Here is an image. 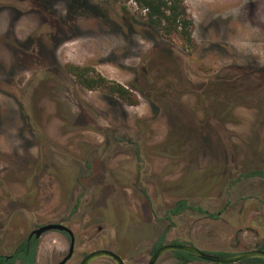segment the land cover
<instances>
[{"label":"rangeland","instance_id":"1","mask_svg":"<svg viewBox=\"0 0 264 264\" xmlns=\"http://www.w3.org/2000/svg\"><path fill=\"white\" fill-rule=\"evenodd\" d=\"M182 1L193 21L192 50L144 24L132 3L0 0V175L9 177L12 206L23 207L12 210L22 222L12 243L20 229L65 215L78 199L86 214L80 208L76 216L90 218L93 236L100 227L125 260L149 252L177 199L217 212L246 198L260 213L253 203L264 202V182L247 179L235 196L230 183L238 176L231 168L264 169V0ZM70 64L139 89L138 105L81 88L65 71ZM216 137L217 157L235 148L239 160L214 162L202 142ZM178 143L174 158L192 154V165L167 157L164 148ZM139 169L152 206L134 186ZM229 208L218 221L226 233L237 217ZM171 222L166 240H215L217 222L198 212ZM252 233H245L249 247ZM53 239H41L40 264L55 257ZM170 262L166 255L158 264Z\"/></svg>","mask_w":264,"mask_h":264},{"label":"flooded vegetation","instance_id":"2","mask_svg":"<svg viewBox=\"0 0 264 264\" xmlns=\"http://www.w3.org/2000/svg\"><path fill=\"white\" fill-rule=\"evenodd\" d=\"M231 72H232V76L238 75L234 69H232ZM213 112L214 110H211L210 114H213ZM212 117H214V114L212 115ZM260 125L262 126L263 124L260 123ZM210 129H213V127ZM112 139L115 142H124L126 140L129 144H131L130 139L129 140L126 138H112ZM211 139L212 138H207V141L202 142V144L205 146L206 151L207 149L211 151L209 155L213 157L212 160L214 162L218 163L222 161V162L233 163L235 162V160H239L238 159L239 155H237L235 148L232 149L231 153L228 154L227 158L224 159L218 158L217 156H219L220 154V151H218V146L220 143L218 144L219 141L217 137L213 140ZM210 140L212 143L208 142ZM139 145L140 143L137 142L134 143V146H137L135 150L137 161L141 160L140 159L141 148L139 147ZM209 145H211L212 148H209L210 147ZM164 149L170 152L169 155H167V157L169 158L171 157L176 161L180 160L182 163H185L188 160L190 165H192L196 160L193 159L192 154L186 155L184 153L183 155L180 153V156L178 158L177 157L174 158L177 149L178 150L180 149L182 151L181 143L171 144L170 146H166ZM205 150L203 149V151ZM205 155L208 154L203 153L202 157H204ZM244 156L245 155H243V159ZM259 160L264 161V155L262 157V160L261 159ZM91 167L92 164H90V162H86V168L90 170ZM102 167L105 168L104 165ZM227 167L228 168L225 169L224 172L232 169V172L237 173L238 175L230 183L231 185L230 188L233 190V196H235L234 190L236 191L239 185L242 184L247 179L258 178L264 182V177L254 174L250 175L254 172H262L264 174V169L252 170L244 173L241 171V173H239V171L236 172V167L235 169L233 168L230 169L228 165ZM220 169L218 170L216 169L215 166H213L211 171L214 175L217 174L220 175L221 173ZM104 171H106V169H104ZM143 177L144 174L141 173V170L139 169L137 171V178L134 186L139 190V193L143 196L147 204L149 206H152L151 195L143 182L142 179ZM109 188L113 189L111 185L109 186ZM112 191L113 190H111V192ZM262 192H263L262 196L264 198V189ZM248 200H252V199H247V201ZM179 201L185 202L184 208H182L180 212L176 215L171 214L170 211L172 210L174 205ZM85 203L86 201L81 202V199H78L76 203L72 207H70V209H68L67 212H65V215H59L57 216V218L46 221L45 223H34L32 224L30 230L25 228L20 229L19 230L20 236L17 235V239L19 238L20 239L12 243V237L14 236L15 238V234L13 232L15 231L16 226L22 225L21 220H19L18 218H12L13 216L12 210L13 209L20 210L23 207L20 204H15L14 205L15 207L12 206V191H11V184L9 177L6 175L4 176L0 175V264H27V258H32V264H40V254L42 253L43 248H45L43 242H41V239L48 235H51L52 237L54 236V239L52 240V244L54 245V248H52V250L54 251V256H55L49 264H69L72 261H74L72 264H81L82 261L88 255H90L95 251H110L116 254L117 256H119L123 264H129V263L148 264V261L153 255V253L165 245H188L196 248L197 250L205 254L213 255L217 257H234L242 253L253 250L264 252V211H263L264 202L253 203L256 204L257 207L260 206L261 209L260 213L254 211L255 209H259V208H251L249 206L246 207V204H248L246 203V198H243L242 200L237 202L234 201L233 203L227 202V205L224 208H222L220 211L213 212L209 210H204L200 206L190 205V203L186 199L183 198L177 199L173 204H171L170 207L166 209L164 216L162 218V220L164 219L165 221L169 222L168 227L161 233V235L157 237L155 241L154 240L152 241L149 252L144 253L141 251L137 255L130 257L129 260L127 259L125 260L120 255V253H117L114 249L106 245V238L104 236L99 235L101 232L100 227H98L97 229L96 238L95 236H93L92 227H91L92 223L90 218H86L84 216H80V217L76 216L77 213H79L80 208L84 213L83 215L86 214L84 209ZM228 205H230L229 209L232 210L237 217L236 219L233 220L232 223L228 225V232L226 233V231L223 228L224 225L221 224L219 225V223L220 220H222L220 216L222 215V213H224V210L228 209ZM188 211L198 212L199 214L205 216V218H207L208 220H211L212 222H217L214 225L215 226L214 231L216 233H214L213 236L215 237V240L211 242L210 241L204 242L200 238L197 239V243L187 240H179V239L166 240V235L170 230V227H173L171 222L172 219L185 216V214ZM19 221L20 223H18ZM46 226H54V228L36 234L38 230ZM137 228L139 231L140 227ZM22 230L25 231L26 234L23 233ZM248 232H253L252 239L256 241V243L251 247L245 244V242L247 243L248 241L246 238L247 235L245 233ZM23 234H25V236H23ZM94 238L96 241L95 244L96 246H94V248L91 249L90 244ZM226 238H229V240L232 243H227V242L225 243L224 240ZM198 240H200V242L203 243L201 244L202 246L198 244L199 243ZM208 247H213V249ZM214 247H216V249ZM174 252H182V251L165 252L157 259V261L154 264H158V262L162 260V258H164L166 255H168L171 260V262L168 264H175L176 261L174 258ZM253 259H260L264 261V259L261 258H246L227 264H251L250 261ZM100 261H103L105 263L115 264V262L108 257L97 258L89 264H96L97 262ZM187 264H221V263L209 262V261L201 260L198 257H196L195 260Z\"/></svg>","mask_w":264,"mask_h":264},{"label":"trees","instance_id":"3","mask_svg":"<svg viewBox=\"0 0 264 264\" xmlns=\"http://www.w3.org/2000/svg\"><path fill=\"white\" fill-rule=\"evenodd\" d=\"M120 4L133 2L136 8L143 13L142 20L148 27L162 34L165 38H176L179 43L187 49H194L195 43L192 37L193 21L189 17L186 7L182 0H114ZM125 10L124 7H122ZM65 71L70 75L74 82L87 91H99L117 99L125 105H138L136 92L139 89L125 87L114 81H110L100 74L96 73L90 67H81L76 65H66ZM259 175L264 177L262 172H254L250 175ZM185 202H177L171 214L176 215L184 208ZM175 264H187L196 259L195 256L184 253L174 252ZM251 264H264L263 260L253 259ZM27 264H32V258H27Z\"/></svg>","mask_w":264,"mask_h":264},{"label":"water","instance_id":"4","mask_svg":"<svg viewBox=\"0 0 264 264\" xmlns=\"http://www.w3.org/2000/svg\"><path fill=\"white\" fill-rule=\"evenodd\" d=\"M51 228H54V226L43 227L40 230H38L36 232V234L41 233V232L46 231V230H49ZM168 251L187 252V253H191V254L195 255L196 257H198L201 260L214 262V263H221V264L232 263V262H235V261H238L241 259H246V258L264 259V252L263 251H257V250L248 251V252L242 253L238 256H234V257H217V256L205 254V253L197 250L196 248H194L192 246H188V245H165L153 253V255L151 256V258L148 261V264H154L162 254H164L165 252H168ZM100 257H108V258L112 259L115 262V264H123L120 257L117 256L116 254L110 252V251H95V252L91 253L90 255H88L82 261L81 264H89L93 260L100 258Z\"/></svg>","mask_w":264,"mask_h":264},{"label":"built area","instance_id":"5","mask_svg":"<svg viewBox=\"0 0 264 264\" xmlns=\"http://www.w3.org/2000/svg\"><path fill=\"white\" fill-rule=\"evenodd\" d=\"M129 3H131V2H129ZM132 4L135 6V4L132 2ZM136 7V6H135Z\"/></svg>","mask_w":264,"mask_h":264}]
</instances>
